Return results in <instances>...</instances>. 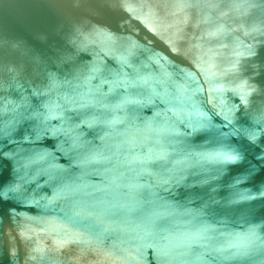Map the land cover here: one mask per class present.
Returning <instances> with one entry per match:
<instances>
[{"label": "water", "instance_id": "95a60500", "mask_svg": "<svg viewBox=\"0 0 264 264\" xmlns=\"http://www.w3.org/2000/svg\"><path fill=\"white\" fill-rule=\"evenodd\" d=\"M0 264H264V0H0Z\"/></svg>", "mask_w": 264, "mask_h": 264}]
</instances>
